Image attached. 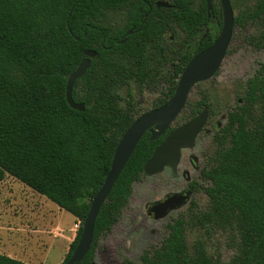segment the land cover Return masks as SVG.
I'll return each mask as SVG.
<instances>
[{
    "label": "trees",
    "instance_id": "trees-1",
    "mask_svg": "<svg viewBox=\"0 0 264 264\" xmlns=\"http://www.w3.org/2000/svg\"><path fill=\"white\" fill-rule=\"evenodd\" d=\"M157 1L0 0V183L11 175L76 217L79 228L61 264L79 242L120 139L146 112L137 108L131 85L143 92L163 84L153 108L162 106L174 95L188 62L221 31L222 9L215 4L209 14L206 0H168V7H157ZM108 12H122L124 23L104 24ZM250 21L262 28L253 38L262 48L264 0L235 16V25ZM88 49L98 54L74 84V100L85 104L79 111L67 101V80ZM207 101L202 92L186 122L210 112ZM181 124L178 116L160 138L152 140L147 131L140 139L99 211L91 249L79 264H93L98 238L118 222L155 148ZM214 142L202 169L210 182L204 188L208 205L201 217L194 216L226 231L235 255L224 262L210 256L201 241L190 248L188 222L179 217L162 245L143 253V264H264V64L248 79ZM0 264L27 263L0 253Z\"/></svg>",
    "mask_w": 264,
    "mask_h": 264
},
{
    "label": "rangeland",
    "instance_id": "rangeland-1",
    "mask_svg": "<svg viewBox=\"0 0 264 264\" xmlns=\"http://www.w3.org/2000/svg\"><path fill=\"white\" fill-rule=\"evenodd\" d=\"M254 1L231 0L235 16ZM194 2L199 4L201 0ZM215 4L221 7L218 1ZM124 20L122 12H108L104 24L119 26ZM261 29L256 21L243 26L235 25L233 39L221 68L212 79L193 88L188 106L179 115L180 123H185L192 113V105L201 99L202 92L208 95L207 103L211 111L194 147L183 149L177 174L166 167L157 174H144L134 183L133 194L118 222L98 238L93 264H122L126 260L143 264V253L159 248L169 235L170 224L179 217L188 222L186 239L190 248L201 241L210 256L220 257L224 262L231 261L235 249L231 246L228 233L199 221L194 214L201 217L208 205L204 188L210 186V182L202 180L200 172L214 150V136L241 99L248 79L264 64V42L262 48L253 43V38L258 36ZM169 37V44L173 46L174 33L168 32L167 39ZM131 91L137 108L148 111L163 95L165 87L158 84L141 92L133 83ZM122 95L127 97L125 91ZM190 183H196L198 189H194L184 204L170 210L163 218L157 219L150 213L149 209L155 202L163 200L168 194L190 190ZM78 228L79 221L73 214L13 176L7 175L0 183V253L27 264H61Z\"/></svg>",
    "mask_w": 264,
    "mask_h": 264
},
{
    "label": "water",
    "instance_id": "water-1",
    "mask_svg": "<svg viewBox=\"0 0 264 264\" xmlns=\"http://www.w3.org/2000/svg\"><path fill=\"white\" fill-rule=\"evenodd\" d=\"M219 1L223 13V25L219 36L210 46L193 56L188 62L178 81L174 95L162 106L150 109L138 116L123 134L115 149L110 171L91 203L90 210L83 223L79 242L65 264H79L90 251L99 211L143 135L149 131L152 140L163 136L167 130L173 127L176 118L185 108L193 88L198 83L212 79L221 68L232 41L235 12L231 0ZM206 3L210 13L213 9L212 0H206ZM157 5L158 7H168L169 3L161 1ZM97 54L95 50H85L84 55L86 58L70 74L67 80L66 98L69 105L75 110H85V104L74 100V84L84 76L91 65V59L96 57ZM208 118L209 111L204 110L198 116L176 127L155 148L144 166V173L147 175L157 174L166 167H171L173 172L176 173L182 159L183 149L194 147L196 138L207 124ZM187 199V195L174 194L165 201L153 205L150 208V213L154 214L157 219L163 218L170 210L184 204Z\"/></svg>",
    "mask_w": 264,
    "mask_h": 264
},
{
    "label": "flooded vegetation",
    "instance_id": "flooded-vegetation-1",
    "mask_svg": "<svg viewBox=\"0 0 264 264\" xmlns=\"http://www.w3.org/2000/svg\"><path fill=\"white\" fill-rule=\"evenodd\" d=\"M161 1H163V2H167L168 0H167V1H166V0H161ZM161 1H157V4H158V2H161ZM215 1H218L219 4H220V6H221V3H220L219 0H212V5L215 4ZM146 2H147V4H148V6H149V10H151V9H152V5L150 4L149 1H146ZM167 3H168V2H167ZM157 4H156V5H157ZM215 5H216V4H215ZM157 7H158V5H157ZM160 7H163V6H160ZM220 8L222 9V7H220ZM212 10H213V9H212ZM212 10H211V11H212ZM211 11H210V13H209V12H208V13L211 14ZM222 14H223V13H222ZM145 15H147V14H145ZM222 25H223V24H222ZM221 29H222V28H221ZM132 31H133V30L131 29L128 33H132ZM169 32H170V31H169ZM208 32H209V30H207V33H208ZM220 32H221V31H220ZM207 33H205L204 38H207V37H206V36H207ZM233 33H234V32H233ZM219 34H220V33H219ZM218 36H219V35H218ZM170 39H171V37L168 38L169 43H170ZM232 39H233V37H232ZM215 40H216V39H215ZM215 40H214V41H215ZM231 42H232V41H231ZM254 42H256V41H254ZM254 42H253V43H254ZM254 45H255V44H254ZM229 48H230V47H229ZM228 51H229V49H228ZM228 51H227V54H228ZM225 58H226V57H225ZM255 73H256V72H255ZM215 76H216V75H215ZM205 110H207V109H205ZM203 111H204V110H203ZM203 111H202V112H203ZM208 111H209V110H208ZM202 112H200V113H202ZM200 113H199V114H200ZM209 113H210V112H209ZM199 114H197V116H198ZM207 122H208V121H207ZM203 129H204V128H203ZM192 166H194L193 163H192ZM194 167H195V166H194ZM169 168L172 170L171 167H169ZM203 168H204V167H202V169H203ZM202 169H201L200 175H201V177H202V180H206V179L203 177V175H202ZM177 171H178V169H177ZM172 172H173V170H172ZM173 174H177V172H176V173L173 172ZM195 185H196V183H190V188H191L190 190H186V191H182V192H177V193L168 194L163 200L158 201V202H155L153 205H155L156 203H160V202L165 201L167 198H169L170 196H172V195H174V194H183V195H187V196H188V199H190L191 194L193 193V191H194V189H195V187H194ZM196 186H197V185H196ZM206 195H207V194H206ZM188 199H187V200H188ZM153 205H152V206H153ZM152 206H151V207H152ZM149 211H150V209H149ZM153 215H154V214H153ZM154 217H155V216H154ZM154 250H155V249H154ZM154 250H153V252H155Z\"/></svg>",
    "mask_w": 264,
    "mask_h": 264
}]
</instances>
